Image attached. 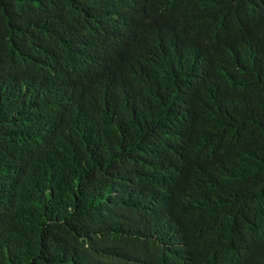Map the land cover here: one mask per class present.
<instances>
[{
	"label": "trees",
	"instance_id": "trees-1",
	"mask_svg": "<svg viewBox=\"0 0 264 264\" xmlns=\"http://www.w3.org/2000/svg\"><path fill=\"white\" fill-rule=\"evenodd\" d=\"M15 8L30 10L22 21L44 23L58 39L77 30L46 0H19ZM5 12L0 0V21ZM17 47L30 61L59 67L66 51L59 44L50 50H29L20 40ZM109 57L123 59L120 53L100 55L96 65L74 78L83 97L71 111L56 98L45 102L29 90L18 98L0 85V234L8 238L0 246V264H57L40 253L36 243L50 229L63 239L60 246L70 243L71 237L52 228L56 219L43 207L57 210L65 201L95 200L99 192L73 184L68 161L78 164L82 158L109 155L107 173L113 175L125 171L133 156L172 149L186 139V133L193 135L194 151L184 163L185 176L203 173L214 179L167 207L165 224L171 225V232L152 227L148 232L172 241L163 249L194 247L184 264H264V251L230 239L231 230L251 216V209L264 216V110L255 105V90L264 88V65L241 70L238 89L235 72L212 68L207 80L196 84L210 91L203 94L191 91L193 86L184 81L191 77H180L168 64H148L140 71L123 73ZM131 82L139 85L132 91ZM149 127L166 131L152 140L124 144ZM94 214L99 220L93 240L110 264H118L123 249H132L138 234L113 227L115 217L106 212ZM140 241L137 263L152 264L150 240Z\"/></svg>",
	"mask_w": 264,
	"mask_h": 264
},
{
	"label": "clouds",
	"instance_id": "clouds-1",
	"mask_svg": "<svg viewBox=\"0 0 264 264\" xmlns=\"http://www.w3.org/2000/svg\"><path fill=\"white\" fill-rule=\"evenodd\" d=\"M46 0L57 8L65 21L77 30L58 39L44 23L22 19L31 14L15 8L19 0H4L5 18L0 21V85L4 92L18 98L25 90L34 91L45 102L54 98L66 104L70 111L83 97L74 78L90 70L100 55L120 53L112 58L123 73L140 71L148 64H168L180 77L191 84V91L207 94L196 87L211 75L212 68L235 72L239 87L240 71L254 64L264 65V0ZM5 41L4 50L1 41ZM29 50L40 47L50 50L55 44L66 49L57 63L37 64L17 47L19 42ZM60 70L59 74L54 72ZM139 86L131 82L130 90ZM257 110H264V88L255 90ZM75 100V101H74ZM62 115H70V112ZM21 133L27 132L23 128ZM161 128H145L124 144L152 140L165 132ZM186 133V132H185ZM170 150L156 149L133 156L125 171L107 173L109 155L101 159L82 158L78 164L68 161L73 169L72 182L78 187L99 189L95 200L79 203L65 201L63 208L50 210L56 219V232L71 237L70 243L60 246L63 239L49 234L40 236L38 251L57 264H110L93 240L99 217L106 212L115 217L113 227L126 228L138 234L132 249H123L118 264H138L140 238L151 243L152 264H184L194 247L178 248L172 241L161 240L149 228L171 232L165 224L167 207L193 194L214 178L195 174L187 178L184 163L194 151L193 135ZM59 191H54L57 195ZM259 226L258 238L245 227ZM33 231H26L31 234ZM100 232H97L99 235ZM0 234V246L7 242ZM233 243L264 251V216H249L231 230ZM32 245L29 246V248Z\"/></svg>",
	"mask_w": 264,
	"mask_h": 264
},
{
	"label": "bare ground",
	"instance_id": "bare-ground-1",
	"mask_svg": "<svg viewBox=\"0 0 264 264\" xmlns=\"http://www.w3.org/2000/svg\"><path fill=\"white\" fill-rule=\"evenodd\" d=\"M251 216H255V210L251 209L250 211ZM252 235L258 234L259 226H246L245 227Z\"/></svg>",
	"mask_w": 264,
	"mask_h": 264
}]
</instances>
